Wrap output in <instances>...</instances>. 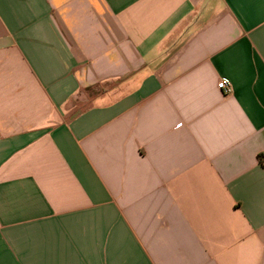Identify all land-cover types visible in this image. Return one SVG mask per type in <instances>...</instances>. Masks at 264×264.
Returning <instances> with one entry per match:
<instances>
[{
    "label": "crops",
    "instance_id": "crops-1",
    "mask_svg": "<svg viewBox=\"0 0 264 264\" xmlns=\"http://www.w3.org/2000/svg\"><path fill=\"white\" fill-rule=\"evenodd\" d=\"M259 155L264 0H0V264H264Z\"/></svg>",
    "mask_w": 264,
    "mask_h": 264
},
{
    "label": "built area",
    "instance_id": "built-area-1",
    "mask_svg": "<svg viewBox=\"0 0 264 264\" xmlns=\"http://www.w3.org/2000/svg\"><path fill=\"white\" fill-rule=\"evenodd\" d=\"M218 88L223 92V94H231L233 91L232 84L227 79H221L218 82Z\"/></svg>",
    "mask_w": 264,
    "mask_h": 264
},
{
    "label": "trees",
    "instance_id": "trees-1",
    "mask_svg": "<svg viewBox=\"0 0 264 264\" xmlns=\"http://www.w3.org/2000/svg\"><path fill=\"white\" fill-rule=\"evenodd\" d=\"M258 159L264 165V156L263 155H259Z\"/></svg>",
    "mask_w": 264,
    "mask_h": 264
}]
</instances>
